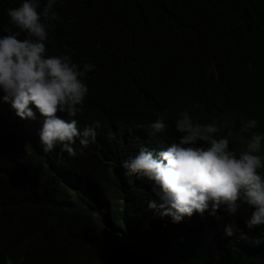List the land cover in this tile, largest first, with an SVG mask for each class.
I'll return each instance as SVG.
<instances>
[{
	"label": "trees",
	"instance_id": "16d2710c",
	"mask_svg": "<svg viewBox=\"0 0 264 264\" xmlns=\"http://www.w3.org/2000/svg\"><path fill=\"white\" fill-rule=\"evenodd\" d=\"M20 3L0 0V36L16 30L7 11ZM54 10L47 54L95 64L75 119L101 128L76 157L59 146L44 153L39 113L13 118L0 100V264H264V230L245 229L242 247H226L219 220L160 217L148 208L150 182L119 166L141 143L170 145L182 110L202 124L219 118L230 150L243 148L247 119L264 132V0H60ZM164 112L172 129L150 137Z\"/></svg>",
	"mask_w": 264,
	"mask_h": 264
},
{
	"label": "clouds",
	"instance_id": "9594fccd",
	"mask_svg": "<svg viewBox=\"0 0 264 264\" xmlns=\"http://www.w3.org/2000/svg\"><path fill=\"white\" fill-rule=\"evenodd\" d=\"M59 2L44 0L41 6V0H21L18 7L7 11L16 30L5 29L7 35L0 36V100L10 104L13 118L35 119L39 113L38 135L44 153L59 146L69 157H76L96 143L101 128L99 120L90 124L83 120L81 125L75 119L83 112L89 93L86 76L96 66L92 62L79 65L67 54H47L48 28L59 19L54 10ZM58 111L73 119H61ZM166 115L161 113L148 124L150 137L172 129L165 122ZM174 122L181 135H172L176 138L170 145L151 143L150 150L141 143L136 155L120 161V168L126 176L150 182L157 199L150 200L148 208L160 217L178 223L207 211L219 220L222 243L242 247L245 229L264 230V132L255 130L256 119L244 121L239 133L246 135L238 136L243 148L236 151L229 148L228 137L233 133L220 135L219 118L202 124L182 110ZM145 127L146 121L138 126L143 137ZM52 177L59 193L64 194L59 174L54 172ZM67 195L72 197L70 192ZM242 204L245 210L240 208ZM218 209L225 212L221 217ZM3 264H13L11 257L6 256Z\"/></svg>",
	"mask_w": 264,
	"mask_h": 264
},
{
	"label": "rangeland",
	"instance_id": "374dc122",
	"mask_svg": "<svg viewBox=\"0 0 264 264\" xmlns=\"http://www.w3.org/2000/svg\"><path fill=\"white\" fill-rule=\"evenodd\" d=\"M12 110V109H11ZM13 111V110H12ZM14 112V111H13ZM241 150V149H240ZM26 175V174H25ZM27 177L28 178H33V177H35L34 175H31L30 173H27Z\"/></svg>",
	"mask_w": 264,
	"mask_h": 264
}]
</instances>
